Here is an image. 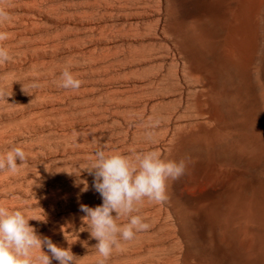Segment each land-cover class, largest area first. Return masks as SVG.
Returning a JSON list of instances; mask_svg holds the SVG:
<instances>
[{
	"label": "bare ground",
	"instance_id": "obj_1",
	"mask_svg": "<svg viewBox=\"0 0 264 264\" xmlns=\"http://www.w3.org/2000/svg\"><path fill=\"white\" fill-rule=\"evenodd\" d=\"M123 10L149 18L165 50L144 55L135 37L148 31L130 26L140 44L123 60L124 106L155 102L137 128L159 121L134 145L187 165L166 181L167 200L131 213L150 234L137 232L130 252L148 264H264V0H123ZM173 85L182 92L170 109Z\"/></svg>",
	"mask_w": 264,
	"mask_h": 264
},
{
	"label": "rangeland",
	"instance_id": "obj_2",
	"mask_svg": "<svg viewBox=\"0 0 264 264\" xmlns=\"http://www.w3.org/2000/svg\"><path fill=\"white\" fill-rule=\"evenodd\" d=\"M8 11L13 20L0 30L11 33L3 43L14 59L0 65L5 93L0 100V154L19 146L26 163L15 174L0 170V207L22 211L38 236L71 248L74 264H99L103 258L94 248L98 242L90 237L87 222L81 219L85 213L79 210L80 204H102L88 171L98 150L130 158L152 151H142L140 141L134 144L140 133L151 130L148 125L144 130L137 127L150 116L155 102L133 105L130 111L124 106L123 60L140 44L137 41L147 45L144 55L165 54L163 42L145 26L149 18L123 10V0H10ZM134 24L142 33L148 31L141 39L129 34H134L129 30ZM65 68L83 81L78 90L58 86ZM150 68L145 71L150 73ZM33 83L39 87H30ZM172 88L170 109L178 107L182 92L180 85ZM159 129L154 136L164 134ZM128 219L121 217L117 223ZM143 233L141 238L148 239L150 232ZM127 243L135 241H121L122 247L114 249L104 264H130L132 258V264L150 263L151 255L135 254L139 261L130 252L135 244ZM42 251L50 255L46 247ZM38 254L33 251V261Z\"/></svg>",
	"mask_w": 264,
	"mask_h": 264
},
{
	"label": "clouds",
	"instance_id": "obj_3",
	"mask_svg": "<svg viewBox=\"0 0 264 264\" xmlns=\"http://www.w3.org/2000/svg\"><path fill=\"white\" fill-rule=\"evenodd\" d=\"M9 6L10 0H0V28L13 20L8 11ZM10 36L11 33L0 30V65L14 59L10 49L3 43ZM57 83L61 88L78 90L83 81L65 68ZM30 87L37 88L39 85L33 83ZM4 95V89L0 87V100L4 99ZM158 124L157 120L149 127L155 128ZM145 135L151 139L153 132L148 131ZM17 160L21 161L19 165ZM25 163V152L19 146L0 154V170L6 169L15 174ZM186 167L184 160L161 159L158 151L138 153L134 158L122 154H106L103 150L95 153L88 172L94 176L93 188L99 193L102 204L95 207L80 204L79 210L85 213L81 219L87 222L90 237L98 242L94 248L103 258L99 264H104L114 249L122 247L121 241H132L137 232L150 228L144 218L131 213L138 211L137 205L145 198L157 203L167 200L166 181L179 180L185 175ZM84 191H87V187ZM121 217L129 219L124 224H118ZM45 247L50 255L42 251ZM34 250H38L39 254L33 261ZM75 258L71 248H61L50 238L38 236L22 211H9L0 207V264H52V260L59 264H74Z\"/></svg>",
	"mask_w": 264,
	"mask_h": 264
}]
</instances>
